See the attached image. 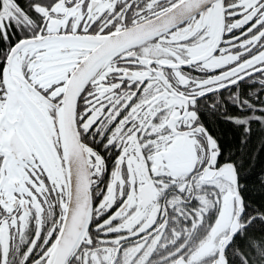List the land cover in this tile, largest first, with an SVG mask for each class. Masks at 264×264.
<instances>
[{"label": "snow or ice", "instance_id": "snow-or-ice-1", "mask_svg": "<svg viewBox=\"0 0 264 264\" xmlns=\"http://www.w3.org/2000/svg\"><path fill=\"white\" fill-rule=\"evenodd\" d=\"M260 152L264 0H0V264H264Z\"/></svg>", "mask_w": 264, "mask_h": 264}, {"label": "trees", "instance_id": "trees-1", "mask_svg": "<svg viewBox=\"0 0 264 264\" xmlns=\"http://www.w3.org/2000/svg\"><path fill=\"white\" fill-rule=\"evenodd\" d=\"M209 123L213 128V131L217 136L220 137L222 144L225 147H228L231 144H234L239 133L231 125L225 123L223 120L214 121L209 117ZM256 167L249 173V185L250 187H255L256 191L252 193L253 196H257L259 192L258 185H256L255 177L262 169H264V152H260L257 159L254 161Z\"/></svg>", "mask_w": 264, "mask_h": 264}]
</instances>
